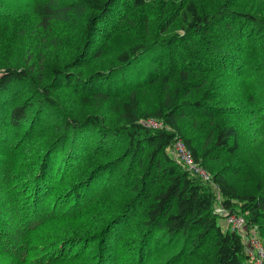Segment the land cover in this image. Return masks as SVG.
I'll return each instance as SVG.
<instances>
[{
    "label": "trees",
    "instance_id": "trees-1",
    "mask_svg": "<svg viewBox=\"0 0 264 264\" xmlns=\"http://www.w3.org/2000/svg\"><path fill=\"white\" fill-rule=\"evenodd\" d=\"M145 3L146 0H0V8L7 9L5 12L0 11V18L8 17L20 8H28L39 16L38 25L44 28L51 25V20L66 17L75 8L87 10L89 42L84 47L88 50L91 48L94 52V58L83 60L81 57L76 64L73 60L77 55L69 60L58 57L55 65L44 66L48 78L42 82V76H38L33 70L37 60L40 61L41 58V41L30 42L27 50L12 59L0 58V146L14 148L22 141L20 145L35 147V162L20 178L10 159L0 155V258L6 259V262L0 264H26L24 262L27 261H32L30 264H104V260H111L112 255L115 260L113 264H123L121 256L117 255L118 248H114L116 242H119L118 235L112 237L113 244L108 239L112 230L116 235L119 228L127 226L128 231L130 225H126L124 220L131 217L135 220L137 215V220L132 221V234L135 231L140 234L138 247L135 249V264H143L145 259L148 264H151V260L155 264H178L180 261L187 262L186 257L196 261V252L205 241L209 242L207 248L210 249V254L201 264H255L248 262L241 236L235 230L222 231L215 222L212 210L217 200L226 215H239L236 209L239 206L248 213L244 217L245 221L254 226L264 219V186L254 193L239 192L227 179L228 171L225 167L216 168L209 163L208 158L213 157L214 148L217 149L215 152L235 156L240 152V142L234 125L230 122L223 125L215 120L218 116L216 107L205 103L203 93L201 98H194L193 101H190V97L186 98L195 92L186 86L189 68L187 63L180 64L183 69L176 72L173 91L164 98L161 104L163 106H157L151 112L136 114L137 87L155 82H160L163 86L168 84V75L161 76L156 71L160 70L163 57L156 60L157 57L151 55L147 66L139 59L140 54L149 46L165 40H154L147 44L141 42L126 47L115 55L116 63L108 68L95 67V61L91 62L100 55L103 45L121 31V24L127 18L128 10ZM181 3L172 11L184 31V37L178 43L184 41L186 46L199 48L196 51L206 62L209 61L210 68L207 69H216L214 62H220L221 54L231 53L225 57L230 60L222 65L224 69L216 70L221 77L225 74L228 76L229 72L235 74L233 77L236 79L244 80L264 75V67L259 63L264 59L257 55H264V44H259L250 55L244 53L243 44L257 40L264 33V21L259 20L255 13L236 7L234 0H227L210 14L199 12L192 0L187 1L183 7ZM215 20L227 30L228 40L223 38L220 43L223 47L220 48H215L211 43V28ZM234 42L243 43L242 48L233 44ZM81 62L87 69L81 74L84 78H79L73 72ZM20 63L23 65L18 69L16 65ZM167 69L166 71H170L168 67ZM207 73L206 71V75ZM178 76L182 77V83ZM71 78L72 84L69 82ZM206 80H197L199 90ZM118 81L121 82V87L113 94L123 98L120 102L122 120L101 117L106 113L102 110L86 115L64 112L61 118L55 115L52 121L41 122L40 117L47 108L56 111L62 106L60 102L65 101L64 92L68 91L66 95H69V85L80 83L86 86L80 90L79 85H76L75 89L80 92H74L75 98L85 99L81 96V92L85 91L93 98L92 104L100 106L102 101L110 97L109 93ZM20 85H24L29 91L19 103L13 105L6 94L14 86L10 93L12 97ZM250 86L254 87L253 92L250 91L245 98L250 104L242 108L241 113L249 115L259 112L256 118L264 117V79L256 80ZM122 89L125 91L120 92ZM67 102L65 101V105ZM191 113L215 122V135L206 134L208 147L204 152L193 144L192 137L184 135L183 125L175 121L176 116ZM147 117L161 119L169 129L147 127L138 121ZM38 131L41 134L34 136ZM44 131L47 132L40 138ZM178 139L189 150L193 162L206 172L209 180L188 169L171 154ZM134 159L137 160V165L142 166L143 171L137 179V185L124 187L126 199L103 225L100 237L104 243L103 254L99 251L95 257L85 255L81 248L78 251L74 249V237L53 240L51 231L40 230L50 218L62 215L56 210L67 199L52 197L48 206L45 204L46 195L59 182L61 186L69 184L71 171L75 173L78 170L71 181L74 185L70 192L77 197L75 199L80 198V201L84 200L86 203L97 189L107 191L110 188H120V174L130 172V163ZM107 160H111L109 166L125 163L128 167L126 171L120 169L119 172H107L109 169L105 165L108 162H104ZM80 167L82 168L79 169ZM84 169H87L85 173ZM107 175L109 176L106 178ZM152 189L154 190L147 199L146 195ZM6 192L9 193L1 195ZM216 192L219 194L217 200ZM68 241L69 247L65 246ZM86 241L82 239L84 244ZM30 251L37 252L38 257H29L27 253Z\"/></svg>",
    "mask_w": 264,
    "mask_h": 264
},
{
    "label": "rangeland",
    "instance_id": "rangeland-1",
    "mask_svg": "<svg viewBox=\"0 0 264 264\" xmlns=\"http://www.w3.org/2000/svg\"><path fill=\"white\" fill-rule=\"evenodd\" d=\"M187 1L189 0H146V3L143 6L128 10L127 18L130 17V19L126 18L125 21H123L121 24V31L115 34L106 44L103 45L100 55L91 62L94 63L95 61V67L108 68L116 63V60H114L116 57L115 55L126 47H131L141 42L147 44L154 40H165L149 46L143 54H140L139 59L141 58L142 64L147 66V61L151 55L157 57L156 60L163 57V62L159 66L160 70L156 71H158L161 76L168 75V84L163 86L160 82H155L153 84H146L137 87L135 92L138 104L135 113L142 114L151 112L157 106L161 108L163 106L161 104L164 101V98L167 95H171L173 91L176 72L182 70L183 68L181 65L187 63L189 68L187 70L186 86L191 88V91L195 92L186 98L190 97V101H193L195 100L194 98H201L203 93L205 95L203 98L205 99V103L216 107L218 116H216L215 120L223 123V125H226V123L229 122L231 125H234L236 128L237 140L240 142V152L235 156L232 155L229 157V155L223 152H215L217 149L214 148L215 150L212 154L213 157L208 158L209 163L213 164L216 168L225 167L228 171V174H226L227 179L238 188L239 192H257L258 189H260L259 187L264 186V117L256 118V116L259 115V112L243 115L241 109L250 104L245 101L247 94L250 91L253 92L254 87L250 85L254 84L256 80L264 79V75H258L257 77L252 76L248 80H244L241 78L236 79L233 77L235 74L229 72L228 76L225 74L221 77L216 70L219 69L222 71L224 69L222 65L230 60L225 57L231 55V53L221 54L220 62H214V66L217 67L216 69H207L210 68V64H208L209 61L206 62L196 51L199 50V48L194 49L193 46H186L187 44L184 43V41L178 43V40L184 37V31L178 18L172 15V11L178 6L179 2H182L181 7H183ZM192 1L196 4L199 12L210 14L211 12L214 13L218 7L224 4L227 0ZM234 5L238 8L251 10L256 14L259 20L264 21V0H234ZM0 11L5 12L7 9L0 8ZM88 15L89 12L87 10H79V8H75L69 12L68 16L51 20V25L46 28L38 25V21H40L39 16H37L36 13L33 14L28 8H20L8 17H1L0 58L10 57L12 59L13 57L18 56V54L21 55L24 50H27L30 42L36 43V41H41L43 45L42 50L39 52H42L41 58L40 61L37 60L38 63L33 67L34 72H37L39 74L38 76H42L41 79L39 78L41 82L48 78L44 66L55 65L58 62V57H64L65 60H69L71 57L73 58L77 55L73 60L74 64H76L81 57H83V60L92 59L94 58V52L91 48L88 50L84 47L89 42L87 35ZM211 29V43L216 46L215 48L223 47V44L220 43H222V39L224 38L225 40L227 36L226 28L215 20ZM221 34H223L224 37ZM217 39L220 40L217 41ZM226 40L228 39L226 38ZM44 42L49 45L45 46ZM247 43L248 44L234 42L233 44L240 49L243 44L244 53L250 55L251 51H253V53L255 52L256 47L259 44H264V33L260 34L257 40L255 39ZM257 55L258 58L264 59L262 53H257ZM82 63L83 62L79 64L77 70L73 71L79 78H84L85 76L81 77V74L87 70ZM259 63L264 67V61ZM21 65L23 64L20 63L19 65H16V67L20 69L22 68L20 67ZM167 67L170 71H166L168 70ZM227 70L230 71V69ZM206 71L208 72L207 75ZM177 78L182 83V77L178 76ZM200 78H206L207 80L199 90L196 82ZM70 80L71 81L69 82L72 84L73 79L71 78ZM37 84L39 85L38 81ZM76 85H79L80 90L86 87L80 83L69 85V95H66L68 91L63 94L65 101H69V103L67 102V105H65V101L60 102L62 106H60L59 109H56V111L47 108L44 114L40 117L41 122L52 121L55 115L61 118L64 112L66 114L73 112L77 115H86L88 113L101 112L102 110H105L106 113L104 112L105 114L100 115L101 117L107 116L108 119H113L112 117H116L119 120L123 119V110L120 104L123 98L121 99L113 94L117 93V88L121 87L120 81H118V84L110 91V97L102 101L100 106L92 104L91 99L93 98H91V96L85 91L81 92V96H84L85 99H79V97L75 98L74 92L79 91V89H75L77 88ZM13 87L14 86H12L7 92L6 97L14 105L23 99V96L28 93L29 89L26 90L24 85H20L14 95L10 97V93L14 89ZM123 91L125 90L122 89L120 92ZM138 121L147 127H164L169 129V126L166 123H163L161 119H155L154 117L141 118ZM151 121L155 122L157 126H153ZM175 121L176 123L183 125L184 135L192 137L193 144L198 148H201L204 152V149L208 147L206 134L213 133L215 135V122L210 121L197 113L176 116ZM45 132L47 131H44L40 138L45 135ZM36 133L37 134L34 133L33 135L41 134L39 131ZM21 143L22 141L14 148L0 146V155L10 159L13 167L18 170L17 177L19 178L20 175L23 176V172L29 171L35 162L33 160L35 147L20 145ZM171 154H173L174 157L177 156L175 147L172 148ZM111 160L104 161L106 163L108 162L105 165V167L107 166L109 169L107 172H112L114 170L119 172L120 169L126 171V167L128 166H125V163L122 165L114 164L113 166H109ZM130 165V172H124L123 175L120 174V188H110L107 191L97 189L86 203L84 200H82L84 203L80 201V198L75 199L77 197L70 192L74 185L71 184V181L75 178L74 174L78 170L75 171V173L73 171L69 173V184L61 186V183L56 181L58 184H55L50 193L46 195L45 204H50L52 197L54 198L56 196H61L62 199L65 198L67 200L58 207V210H56L59 214L62 213V215L50 218L43 226H41L40 230L51 231L53 233V240L54 238L60 240L67 237H74L72 243L74 249L78 251L79 248H81V251L85 255H92L95 257L99 251L103 254L104 249H102V246L104 243L102 242V239H100L103 234V225L110 220L112 213L119 208L120 203L126 199L127 196L124 194V187L126 185H130V187L137 185L139 183V180L137 179L143 171L142 166L140 164L137 165L136 159L131 161ZM81 168L82 167L79 169ZM86 171L87 169L83 170L84 173ZM108 176L109 175H107L106 178ZM65 180L66 179H64V181ZM153 190L154 189L150 190L146 195L147 199ZM8 193L9 192L2 193L1 195ZM217 199H219V194L216 192V200ZM218 204L217 200L214 203L212 210L215 214V222H217L222 231L230 230L231 228L226 220V212ZM236 209L239 216H248V213L244 212L239 206H237ZM137 218L138 215L135 220H137ZM133 219L134 217H131L126 221L124 220V223H127L126 225H130L128 231L126 230L127 226L119 228L116 235H114L112 230L110 239H108V241L110 240L113 244L112 237L115 238L118 235L117 240H119V242H116L114 248H118L117 255L121 256V263L123 264H135V249L138 247L140 234L138 235V232L136 231L132 234V221H135ZM235 231L241 236L245 253L249 258L248 262L255 263L256 256H258V247L264 249V219H261L254 226L249 225V223L246 222L245 226L240 229H235ZM82 239L87 240L86 244L82 242ZM207 244H209V242L205 241L197 250V256H195L196 261L189 260V258L186 257L187 262L180 261L178 264H201L210 254V249L207 248ZM65 246L69 247V241ZM27 255H29V257H38V253L33 251L28 252ZM113 258L114 256L112 255L111 260L110 258L105 259L104 264L115 263ZM0 262H6V259L0 258ZM31 262L32 261H27L24 263L30 264ZM150 263L155 264L154 260H151ZM143 264H148L146 259L143 260Z\"/></svg>",
    "mask_w": 264,
    "mask_h": 264
},
{
    "label": "built area",
    "instance_id": "built-area-1",
    "mask_svg": "<svg viewBox=\"0 0 264 264\" xmlns=\"http://www.w3.org/2000/svg\"><path fill=\"white\" fill-rule=\"evenodd\" d=\"M151 124L153 126H157V124L153 121H151ZM174 147L177 152L176 158L178 160H180L188 169L202 176L203 179L209 180V176L206 174V172L195 162H193L189 150L184 146L181 140H176ZM226 220L230 228L233 230L240 229L246 224L244 217L233 213L227 214ZM255 264H264V249L262 247H258V256H256Z\"/></svg>",
    "mask_w": 264,
    "mask_h": 264
}]
</instances>
